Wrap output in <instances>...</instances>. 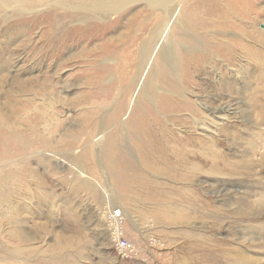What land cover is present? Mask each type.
I'll list each match as a JSON object with an SVG mask.
<instances>
[{"label":"rangeland","instance_id":"374dc122","mask_svg":"<svg viewBox=\"0 0 264 264\" xmlns=\"http://www.w3.org/2000/svg\"><path fill=\"white\" fill-rule=\"evenodd\" d=\"M259 3L264 9V0ZM193 6L187 3V10L183 8L179 12L181 22L177 30H170L187 41L196 35L187 21V16H193ZM263 11L255 21L259 30H264ZM151 12L149 9L137 21L138 24L147 23L146 36L150 39L147 52L150 63L141 80L140 68L135 72L137 68L132 67L131 61L129 63L131 31L125 30L128 35L115 41L114 53L107 52V45L97 40L93 48L90 47L92 50L87 49L80 59L66 65L61 76H56L60 77L62 85L69 86V91L63 93L68 114L62 116L64 122L50 140L31 143L37 144L35 150L46 149L49 143L51 151L44 158L21 161L19 167L13 168L9 166L10 159L12 156L22 158V147L0 137V163L1 167L6 166L0 168V197L7 205L13 199L15 205L14 211L3 206L6 257L13 258L14 254L20 264H198L201 255L213 244V247L243 251L240 261L248 258L264 264V214L253 218L236 213L246 209L248 202L264 199V171L242 176L227 170L235 167H227L224 171L209 168L206 172L191 173L175 160L180 153L186 152L184 146L169 144L168 160H164L158 152L150 151L137 129L123 127L116 131L117 124L128 117L125 113L117 119L114 113L118 101L126 95H133L138 102L149 97V106L155 114L162 118L165 116L161 113L167 114L161 99L173 88L163 81L161 64L171 56L163 39L157 44V23ZM38 22L31 20L29 23ZM123 22L126 24L127 19ZM132 30L136 35V29ZM35 31L40 32L41 28ZM170 32H165L168 38ZM34 39V45L25 48L12 45L11 49L18 48L17 55L8 64L0 60L1 105L8 103L11 109L18 107L33 92L29 86L36 78L43 80L46 75H52L50 60L42 64L34 61L33 51L45 45L37 35H33ZM201 44L204 51L216 45L204 40ZM190 46L183 42L178 51L191 58L194 49ZM3 50L0 43V51ZM141 51L142 48L139 60ZM206 67L207 64L202 65L201 71L195 73L191 66L194 80L204 84L201 93L209 91L207 85L215 81ZM249 79L246 75L241 78L239 86L243 90L238 92L241 95L232 94L233 100L239 102L240 112L229 119L226 131L213 135L214 148L222 150L233 162L258 158L264 150V134L258 136L263 133L264 125L258 126L252 120L246 102L256 82ZM213 94L218 95L216 91ZM186 95L191 96L188 92ZM263 97L259 100L264 103ZM3 108L8 110V107ZM180 115H184L181 122L168 123L175 135L186 136L189 141L202 138L198 131L180 132L189 127L184 120L188 118L186 112ZM166 138L161 134V143L168 149L169 139ZM129 165L136 170L128 171ZM251 168L259 169L258 166ZM207 207L219 208V212H208ZM116 209L122 212V220L118 222L113 215ZM15 233L24 239L17 241ZM119 240L129 241L134 252L123 255L118 247Z\"/></svg>","mask_w":264,"mask_h":264},{"label":"bare ground","instance_id":"6f19581e","mask_svg":"<svg viewBox=\"0 0 264 264\" xmlns=\"http://www.w3.org/2000/svg\"><path fill=\"white\" fill-rule=\"evenodd\" d=\"M259 2L260 0H0V43L4 46V50L0 51V60L8 64L10 59L17 55L18 48L11 49L12 45L17 44L19 48L34 45L33 35H37L39 41L45 42V45L33 51L36 57L34 61L42 64L44 60H50V66L53 67L52 75H46L43 80L35 79L34 84L29 86L33 92L24 98L25 100L18 107L11 109L6 105L8 103L5 106L0 102V137L3 136L5 142L14 141V144L22 147L24 154L21 159L12 156L9 166L19 167L22 162H29L31 158H44L46 153L51 151L49 143H46V149L37 150H35L37 144L31 145V143L36 140L38 142L50 140L63 124L62 116L68 114L67 111L65 112L66 102L63 93L69 91V86L62 85L60 77L56 78V76H61L64 69L69 66L68 63L80 59L81 54L87 49L92 50V45L97 40H102L107 45V52L114 53L115 49L112 48L115 41L121 40L131 31L130 36L133 40L129 63L131 61L132 67L137 68L135 72L140 68L139 78L142 79L150 63L149 57L147 58L150 39L146 36L147 23L138 24L137 21L150 9L157 23L156 34L159 35L157 44L163 39L171 56L161 64L162 79L170 87L172 86L171 89L173 88L161 99V103L164 104L163 111L167 114L161 113L164 118L155 114L153 108L149 106L151 101L149 97L148 100L144 98L146 101L138 102L137 98L133 99V95L129 97L126 95L120 102L118 101L114 113L117 119L125 113H128V117L117 124L116 131H121L123 127L137 129L141 133L142 140L146 139V146L150 147V151L158 152L164 160H168L166 153L169 154V144L184 146L186 152L180 153L175 160L178 165L191 173L206 172L209 168L224 171L227 167H235L233 170L228 168L227 170L231 171V174L242 176L264 171V150L259 151L258 158L252 157L243 162H233L223 155L222 150L214 148L216 139L213 136L226 131L229 119L240 112L237 105L239 102L233 100L232 94L234 92L238 94L243 90L239 82L245 75L251 80H256L246 99L248 108L251 109L250 116L258 126L264 125V103L259 100V97L264 95V30L255 27L257 15L264 10L263 6H259ZM187 3L194 5L193 16L190 14L187 16L190 30L196 31L191 41L170 32L171 29L177 30L178 22H181L179 12L183 8L187 10L185 7ZM124 19H127L126 24L123 22ZM31 20L39 22L30 24ZM161 21L164 23L163 29ZM39 27L41 31L36 32L35 29ZM133 28L136 29V35H133ZM125 30L128 32L126 33ZM167 30L171 34L169 38L167 34L165 35ZM114 38L116 40H113ZM203 40L216 45L204 51L201 44ZM183 42L189 43L191 45L189 48L194 49L191 58L185 57L182 51H178ZM141 48L142 57L139 60L138 53ZM105 52L103 51L102 55H105ZM206 64L215 81L207 85L209 91L201 93L204 84L194 80L195 75L191 72V66L193 65L197 73L201 71L200 67ZM226 65L233 67L228 68ZM136 74L132 79L134 82ZM214 91L217 92V96L213 94ZM220 91H224L226 95ZM187 92L192 97L187 96ZM3 106L8 107V110ZM185 112L188 118L185 117L184 120L189 127L180 132L198 131L202 138H191L189 141L186 136H176L168 126L169 122H181L183 119L181 116L184 115L180 114ZM161 134L169 139L166 144L168 149H165L161 143ZM261 134H264V131L258 136ZM89 152L91 153L90 150ZM125 162L126 160L122 161V164ZM1 165L0 163V168L6 167ZM252 166H258L259 169L254 170ZM133 167L135 166L129 165L127 170L133 172L136 170ZM12 187L15 188V184ZM13 202L14 200L10 199L7 205L3 197H0V264H20L14 254L13 258L6 257L3 241L6 236L3 206L7 205L9 210L14 211ZM206 204L211 206L210 202ZM248 204L246 209L235 212L253 218L264 214V199ZM207 208L208 212L214 214L219 212V208ZM14 235L17 241L24 239L19 234ZM243 256L244 252L239 249L213 247L212 244L211 249L201 255L198 264H261L248 258L240 261Z\"/></svg>","mask_w":264,"mask_h":264},{"label":"built area","instance_id":"2783aa9c","mask_svg":"<svg viewBox=\"0 0 264 264\" xmlns=\"http://www.w3.org/2000/svg\"><path fill=\"white\" fill-rule=\"evenodd\" d=\"M121 211L116 209L113 213L115 221L118 222L120 220H122V215H121ZM118 247L120 249V251L122 252L123 255H130L132 252H134L131 248V244L129 241L127 240H119L118 241Z\"/></svg>","mask_w":264,"mask_h":264}]
</instances>
